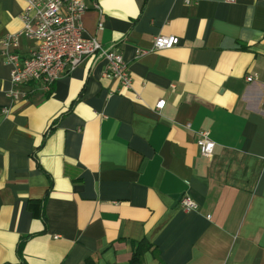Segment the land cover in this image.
<instances>
[{
  "label": "crops",
  "instance_id": "obj_1",
  "mask_svg": "<svg viewBox=\"0 0 264 264\" xmlns=\"http://www.w3.org/2000/svg\"><path fill=\"white\" fill-rule=\"evenodd\" d=\"M83 1L85 35L122 52L132 84L85 59L11 100L0 55V264H264V0ZM24 7L0 0V40ZM158 34L179 44L136 59Z\"/></svg>",
  "mask_w": 264,
  "mask_h": 264
},
{
  "label": "built area",
  "instance_id": "obj_2",
  "mask_svg": "<svg viewBox=\"0 0 264 264\" xmlns=\"http://www.w3.org/2000/svg\"><path fill=\"white\" fill-rule=\"evenodd\" d=\"M235 3L238 0H224ZM25 7L20 16L22 29L15 34H6L0 40V55L10 67L12 89L6 95L17 100L19 88L32 83L40 84L42 90L49 92L60 78L71 73L85 59H104V78L118 82L121 89L128 90L132 80L128 64L122 52L115 46H102L95 37L85 35L82 16L88 6L83 0H24ZM189 3V0H186ZM101 28V26H99ZM23 36L35 42V48L28 54H20L13 49ZM179 44V38L158 34L152 38L148 48H136L135 58L171 49ZM253 75L246 76L252 82ZM1 89V88H0ZM164 100L156 103L160 110ZM196 145L202 157L211 160L214 142L206 130L198 132ZM179 207L185 211H196V203L188 196H182Z\"/></svg>",
  "mask_w": 264,
  "mask_h": 264
},
{
  "label": "trees",
  "instance_id": "obj_3",
  "mask_svg": "<svg viewBox=\"0 0 264 264\" xmlns=\"http://www.w3.org/2000/svg\"><path fill=\"white\" fill-rule=\"evenodd\" d=\"M24 242H25V240H21L19 242V245H18V254L20 257H21V247H22ZM137 256H138V253L133 256L131 263L134 264L135 262H137V260H138Z\"/></svg>",
  "mask_w": 264,
  "mask_h": 264
},
{
  "label": "water",
  "instance_id": "obj_4",
  "mask_svg": "<svg viewBox=\"0 0 264 264\" xmlns=\"http://www.w3.org/2000/svg\"><path fill=\"white\" fill-rule=\"evenodd\" d=\"M182 195H174L173 198L175 201H179L181 199Z\"/></svg>",
  "mask_w": 264,
  "mask_h": 264
}]
</instances>
